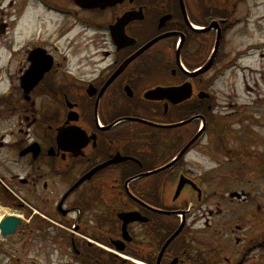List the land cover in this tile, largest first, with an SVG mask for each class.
<instances>
[{
	"label": "flooded vegetation",
	"instance_id": "1",
	"mask_svg": "<svg viewBox=\"0 0 264 264\" xmlns=\"http://www.w3.org/2000/svg\"><path fill=\"white\" fill-rule=\"evenodd\" d=\"M234 35L264 50V0H0V264H264Z\"/></svg>",
	"mask_w": 264,
	"mask_h": 264
},
{
	"label": "rangeland",
	"instance_id": "2",
	"mask_svg": "<svg viewBox=\"0 0 264 264\" xmlns=\"http://www.w3.org/2000/svg\"><path fill=\"white\" fill-rule=\"evenodd\" d=\"M50 25V23H48ZM34 25V24H33ZM51 26L49 27V31ZM233 48L234 52L230 57L232 63L230 68L224 71L223 78L219 81L222 87V93L220 96L224 102V109L215 108L214 112L222 111L223 115L231 114V117L225 118V128H232L236 130H246L249 137H254V143L252 147L246 148L245 151L238 149L233 153L235 157V163L247 158H252V161L248 160L256 172V201L260 204H264V180L259 182L260 173H262V160L264 159V59L260 60L259 53H264V50H256L255 53H245L249 44L253 42L250 37L234 35ZM254 41H257V36H254ZM249 69V70H248ZM221 105V104H220ZM248 131V132H247ZM240 135H243L239 131ZM228 153V152H225ZM225 153H217L216 157L219 160H226ZM252 153V156L250 154ZM215 157V155H214ZM203 161L207 166L214 163L208 156L203 158ZM247 162V161H246ZM222 164V163H221ZM248 169V176L244 177L245 180L251 175L252 169ZM243 176L245 173H241ZM242 176V177H243ZM231 179L230 181H232ZM243 181L238 184V189L247 188V185H243ZM227 185H236V183H227ZM224 188V193L227 197L231 192L225 190L227 186L223 185L219 189ZM221 191V190H220ZM218 191V192H220ZM237 203V201H235ZM221 208L230 211L243 210L247 208V204L238 203L232 205L229 201L223 203ZM261 224H258L260 226ZM260 228V227H258ZM6 255L24 256L23 249L18 244L7 247L4 249ZM37 250H32L30 256H38Z\"/></svg>",
	"mask_w": 264,
	"mask_h": 264
},
{
	"label": "water",
	"instance_id": "3",
	"mask_svg": "<svg viewBox=\"0 0 264 264\" xmlns=\"http://www.w3.org/2000/svg\"><path fill=\"white\" fill-rule=\"evenodd\" d=\"M82 5H107L112 4L118 0H79ZM179 125V124H178ZM21 220L17 217L10 216L6 218L1 224L0 229L3 235H9L16 231L17 226Z\"/></svg>",
	"mask_w": 264,
	"mask_h": 264
}]
</instances>
